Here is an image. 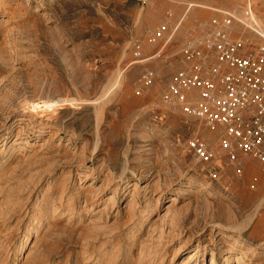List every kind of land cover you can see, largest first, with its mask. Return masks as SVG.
I'll return each mask as SVG.
<instances>
[{"label": "rangeland", "instance_id": "1", "mask_svg": "<svg viewBox=\"0 0 264 264\" xmlns=\"http://www.w3.org/2000/svg\"><path fill=\"white\" fill-rule=\"evenodd\" d=\"M226 13L256 54L264 0H0V264H264V164L162 101Z\"/></svg>", "mask_w": 264, "mask_h": 264}, {"label": "built area", "instance_id": "2", "mask_svg": "<svg viewBox=\"0 0 264 264\" xmlns=\"http://www.w3.org/2000/svg\"><path fill=\"white\" fill-rule=\"evenodd\" d=\"M232 18L226 13L222 21H213L207 47L214 52L215 62L207 61L200 48H187L186 59L195 63L176 73L162 101L219 130L220 147L227 151V161L237 174L242 168L237 151L264 164V45L253 54L232 39ZM170 33L169 26L161 24L151 42H166ZM149 83L150 73L143 76L141 85ZM186 149L204 164L213 160L207 143L198 137L189 139Z\"/></svg>", "mask_w": 264, "mask_h": 264}, {"label": "bare ground", "instance_id": "3", "mask_svg": "<svg viewBox=\"0 0 264 264\" xmlns=\"http://www.w3.org/2000/svg\"><path fill=\"white\" fill-rule=\"evenodd\" d=\"M250 15V14H249ZM249 18H251L256 24H258L259 25V21L257 20V17L256 16H254V14H253V12L251 11V16H249ZM50 103V102H49ZM47 104V103H46ZM45 105V104H44ZM65 105V104H64ZM47 106V105H46ZM50 106V105H49ZM53 106V105H52ZM60 106V105H59ZM48 108V107H47ZM99 121V120H98ZM210 131L212 132V133H214V134H217V135H219V130H216V129H210ZM208 146V145H207ZM210 149V152L212 153V158H213V160H212V162H214L215 161V159L216 158H218V155H217V153H215V152H213L212 150H211V148H209ZM246 156V155H245ZM246 157H249V158H253V157H251V156H246ZM198 159V158H197ZM241 172L242 171H240V173H238V174H241ZM214 262H215V260L212 258V262H211V264H214Z\"/></svg>", "mask_w": 264, "mask_h": 264}]
</instances>
